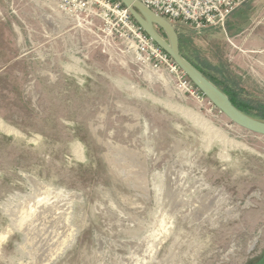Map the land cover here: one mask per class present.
Masks as SVG:
<instances>
[{
  "label": "rangeland",
  "instance_id": "rangeland-1",
  "mask_svg": "<svg viewBox=\"0 0 264 264\" xmlns=\"http://www.w3.org/2000/svg\"><path fill=\"white\" fill-rule=\"evenodd\" d=\"M244 6L235 37L175 27L185 54L264 115L263 53L248 40L264 35V0ZM125 84L260 154L222 157ZM0 119L24 135L0 132V264H264V136L184 95L98 20L0 0Z\"/></svg>",
  "mask_w": 264,
  "mask_h": 264
},
{
  "label": "built area",
  "instance_id": "built-area-1",
  "mask_svg": "<svg viewBox=\"0 0 264 264\" xmlns=\"http://www.w3.org/2000/svg\"><path fill=\"white\" fill-rule=\"evenodd\" d=\"M43 1L74 18L90 16L93 20H98L104 33L122 41L140 61L155 71L168 73L184 95L197 99L207 98L174 59L143 30L120 0ZM140 1L174 25L182 23L202 31L225 27L230 15L247 0Z\"/></svg>",
  "mask_w": 264,
  "mask_h": 264
},
{
  "label": "water",
  "instance_id": "water-1",
  "mask_svg": "<svg viewBox=\"0 0 264 264\" xmlns=\"http://www.w3.org/2000/svg\"><path fill=\"white\" fill-rule=\"evenodd\" d=\"M120 1L143 30L174 59L212 105L236 125L264 136V120L241 110L223 89L183 54L179 32L171 21L155 13L140 0Z\"/></svg>",
  "mask_w": 264,
  "mask_h": 264
},
{
  "label": "bare ground",
  "instance_id": "bare-ground-1",
  "mask_svg": "<svg viewBox=\"0 0 264 264\" xmlns=\"http://www.w3.org/2000/svg\"><path fill=\"white\" fill-rule=\"evenodd\" d=\"M124 87L125 89L130 91L133 95H136L139 98L148 99L154 103L160 104L166 107L167 109H170L171 111H174L180 114L181 116L185 117L186 119H188L195 125L201 127L208 134L206 138L208 139L206 141L207 147H210L213 142H216L219 146L221 145L222 157H228L229 150H236V151H241V152L245 151L247 153L250 152V153L260 154L258 151L248 146L247 144L230 138L222 129L216 127L210 121H208L203 116H201L200 114L194 111L188 110L179 105H174V104L156 99L154 96L144 92L143 90L139 88L134 87L133 85L125 84ZM0 132L9 134L15 137H24V135L19 130L15 129L14 127L9 126L7 123H5L1 119H0ZM204 144H206L205 141H204Z\"/></svg>",
  "mask_w": 264,
  "mask_h": 264
},
{
  "label": "crops",
  "instance_id": "crops-1",
  "mask_svg": "<svg viewBox=\"0 0 264 264\" xmlns=\"http://www.w3.org/2000/svg\"><path fill=\"white\" fill-rule=\"evenodd\" d=\"M250 8V4L248 5V9ZM247 6L238 7L228 18L226 25L227 29L230 31L231 37H235L238 33L237 29L239 28L242 21L248 19L250 17V13L248 12ZM262 36H253L249 40V44H253V47L259 49L263 54L261 55V60L264 63V45L261 44Z\"/></svg>",
  "mask_w": 264,
  "mask_h": 264
},
{
  "label": "trees",
  "instance_id": "trees-1",
  "mask_svg": "<svg viewBox=\"0 0 264 264\" xmlns=\"http://www.w3.org/2000/svg\"><path fill=\"white\" fill-rule=\"evenodd\" d=\"M180 40H181V37H180ZM181 49H182V52L183 54L189 59L191 60L202 72H204L213 82H215L221 89H223L228 95L229 97L231 98V100L241 109L243 110L244 112L254 116V117H257V118H260V119H263L264 120V115H261L260 113H255L254 112V109L251 105L247 104L246 102L245 103H242L240 101L237 100V98L234 96V94H232L230 92L231 89L228 88L229 85L226 84V82L222 81V80H219L217 78H214L213 76H211L210 74H208V72H206V70L204 68H202L199 64H197L196 61H194L190 56H188L187 54H185L184 50H183V44H182V40H181Z\"/></svg>",
  "mask_w": 264,
  "mask_h": 264
}]
</instances>
